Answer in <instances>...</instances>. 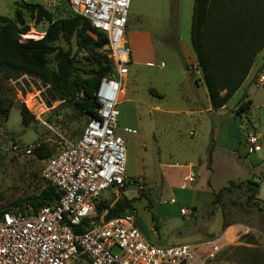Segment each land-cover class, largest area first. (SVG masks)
<instances>
[{
  "label": "rangeland",
  "instance_id": "rangeland-1",
  "mask_svg": "<svg viewBox=\"0 0 264 264\" xmlns=\"http://www.w3.org/2000/svg\"><path fill=\"white\" fill-rule=\"evenodd\" d=\"M22 1L42 5L55 21L73 15L69 0ZM18 3L0 0V16L14 20L15 12L22 11ZM193 9L194 0H132L128 40L133 64L123 85L125 96L118 104L117 133L127 150L126 178L145 180V193H138L134 205L137 225L155 244L218 242L227 261L264 263V50L256 57L246 86L227 109L208 111V91L190 46ZM24 16L30 32L43 35L47 30L48 22L35 23L29 14ZM137 40L140 55L134 51ZM56 45L70 52L76 66L96 69V52L80 49L75 36ZM49 61L51 70H56L54 55ZM19 79L0 78V97L11 108L8 120L0 116V210L43 190L44 165L34 155L35 148L44 146L53 156L59 154L79 140L89 122L82 110L49 85ZM243 98L252 106L239 112ZM23 108L31 115L26 122ZM235 116L243 118L242 131ZM250 129L262 146L255 154H248L245 146ZM198 158L203 159L200 177L199 165L189 166L200 183L184 188L187 171L178 165ZM182 209L190 212L183 216ZM245 228L249 234L242 232ZM231 229L235 234L229 240Z\"/></svg>",
  "mask_w": 264,
  "mask_h": 264
},
{
  "label": "built area",
  "instance_id": "built-area-1",
  "mask_svg": "<svg viewBox=\"0 0 264 264\" xmlns=\"http://www.w3.org/2000/svg\"><path fill=\"white\" fill-rule=\"evenodd\" d=\"M69 3L76 15L107 37L103 51L112 62V73L101 80L94 94L97 117L89 119L79 140L43 161L45 184L62 193L56 204L26 214L0 212V264H239L222 258L218 242L155 244L138 227L134 213L109 220L108 209L99 214L102 202L121 193L135 199L146 190L143 178H126L127 150L117 133L119 97L133 64L128 40L132 0ZM27 40L21 35V43ZM23 79L44 84L29 75L19 80ZM245 146L248 154L262 150L254 131L245 135ZM195 180L196 174L189 171L183 187ZM189 212L182 209L181 214ZM242 232L249 234L250 229Z\"/></svg>",
  "mask_w": 264,
  "mask_h": 264
},
{
  "label": "trees",
  "instance_id": "trees-1",
  "mask_svg": "<svg viewBox=\"0 0 264 264\" xmlns=\"http://www.w3.org/2000/svg\"><path fill=\"white\" fill-rule=\"evenodd\" d=\"M18 4L22 11L15 12L14 20L0 16V78L11 80L22 75L35 77L50 85L52 91L69 104L76 105L88 119L96 118L98 103L94 94L101 80L109 76L113 69L112 62L103 51L108 44L107 37L94 29L88 20L73 13L71 7V17L55 21L52 13L40 4L23 1ZM25 13L35 23H49L42 39L20 42L21 35H26L31 30L26 25ZM73 36L80 49L96 52V69H81L74 64L70 52L56 45L61 39L68 40ZM190 46L212 108H224L243 86L256 57L264 50V0H194ZM51 55L55 57L56 70H51L49 66ZM244 98H247L246 94ZM244 98L240 102L239 112L251 109L252 102L245 101ZM10 113L11 108L5 106L0 97V116L8 120ZM21 115L23 122L31 117L25 108ZM33 153L42 161L53 156L44 146L35 148ZM211 162L212 154L209 157V163ZM253 192L257 193L256 190ZM61 195L57 188L45 184L38 196L18 200L0 212L19 211L26 214L38 211L42 207L55 205ZM138 200H130L121 193L118 197L102 202L98 211L101 214L108 209V220L126 212L136 214L134 205ZM250 264L264 263L254 260Z\"/></svg>",
  "mask_w": 264,
  "mask_h": 264
},
{
  "label": "crops",
  "instance_id": "crops-1",
  "mask_svg": "<svg viewBox=\"0 0 264 264\" xmlns=\"http://www.w3.org/2000/svg\"><path fill=\"white\" fill-rule=\"evenodd\" d=\"M43 33V36H45V31L44 32H42ZM153 60H154V58H153ZM194 60H196V59H194ZM195 64H197V61L195 62ZM253 71H254V66H253V69H252V71H251V73H250V75H249V77L247 78V80L245 81V83L243 84V86L240 88V90H242V88H244V86H246V84H247V82H248V80L250 79V76H251V74L253 73ZM239 90V91H240ZM238 91V92H239ZM237 92V93H238ZM236 93V94H237ZM235 94V95H236ZM234 95V96H235ZM209 97V96H208ZM209 103H210V107H209V109H208V111H210L211 112V110H213L214 112L216 111V112H220V111H225L226 109H227V105L223 108V109H220V110H214L213 108H212V106H211V102H210V99H209ZM190 113H195V111H191ZM242 117H238V116H235V123L236 124H238V127H239V130H241L242 131V123H243V121H242ZM249 131H254V130H249ZM246 135V134H245ZM202 160L203 159H201V158H198L197 160H193V159H191L186 165H178V167H183V169L184 170H186L187 172L185 173V175H184V177L189 173V171H193L194 172V170H193V166H195V165H199V170H198V172H196V174H197V177L199 176H201L202 175V173H203V167L201 166V162H202ZM189 165H193V166H189ZM183 177V178H184ZM200 183V179L199 178H196V180H195V182H194V184L193 185H198ZM192 185V186H193ZM173 202H174V200H173ZM182 211V210H181ZM155 233V235H158L157 234V232H154ZM159 236V235H158ZM161 244V243H160Z\"/></svg>",
  "mask_w": 264,
  "mask_h": 264
},
{
  "label": "bare ground",
  "instance_id": "bare-ground-1",
  "mask_svg": "<svg viewBox=\"0 0 264 264\" xmlns=\"http://www.w3.org/2000/svg\"><path fill=\"white\" fill-rule=\"evenodd\" d=\"M26 39L28 38V39H30V38H32V39H36V40H40V39H42L44 36L42 35V34H40V33H38V32H34V31H32V32H29V33H27L26 34ZM138 41V40H137ZM135 43V42H134ZM139 43H140V41H138V44H134V45H136V46H134V51H135V55H140V54H142V51H141V49H140V45H139ZM132 58H133V53H132ZM125 93H126V89H123L122 91H121V93H120V99H121V101L123 100V98H124V96H125ZM235 234V230H233V229H231L230 231H228V236H229V240H231V239H233V235Z\"/></svg>",
  "mask_w": 264,
  "mask_h": 264
},
{
  "label": "water",
  "instance_id": "water-1",
  "mask_svg": "<svg viewBox=\"0 0 264 264\" xmlns=\"http://www.w3.org/2000/svg\"><path fill=\"white\" fill-rule=\"evenodd\" d=\"M18 1L22 2V0H18ZM174 49H175V51H176V53H177V55H178L180 61H181L182 64H183L184 70H185L186 72H189V69H190V68H189V65H188V63L186 62L185 57H184L182 51L180 50V48L177 46L176 43L174 44Z\"/></svg>",
  "mask_w": 264,
  "mask_h": 264
}]
</instances>
